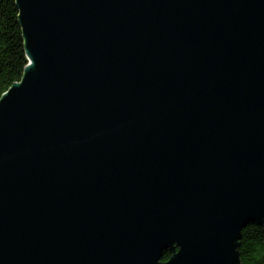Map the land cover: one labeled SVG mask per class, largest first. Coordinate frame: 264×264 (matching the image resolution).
Instances as JSON below:
<instances>
[{
  "label": "water",
  "instance_id": "water-1",
  "mask_svg": "<svg viewBox=\"0 0 264 264\" xmlns=\"http://www.w3.org/2000/svg\"><path fill=\"white\" fill-rule=\"evenodd\" d=\"M16 5L0 264H241L264 227V0Z\"/></svg>",
  "mask_w": 264,
  "mask_h": 264
},
{
  "label": "trees",
  "instance_id": "trees-1",
  "mask_svg": "<svg viewBox=\"0 0 264 264\" xmlns=\"http://www.w3.org/2000/svg\"><path fill=\"white\" fill-rule=\"evenodd\" d=\"M27 57L16 0H0V98L21 80ZM241 264H264V227L249 223L241 230L238 246ZM171 252L165 251L161 260Z\"/></svg>",
  "mask_w": 264,
  "mask_h": 264
}]
</instances>
